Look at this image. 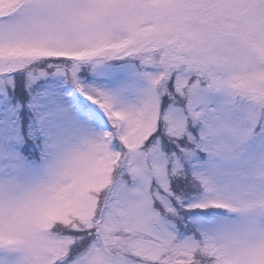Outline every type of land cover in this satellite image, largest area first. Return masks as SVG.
<instances>
[{"label":"snow or ice","instance_id":"obj_1","mask_svg":"<svg viewBox=\"0 0 264 264\" xmlns=\"http://www.w3.org/2000/svg\"><path fill=\"white\" fill-rule=\"evenodd\" d=\"M0 264H264V0H0Z\"/></svg>","mask_w":264,"mask_h":264}]
</instances>
